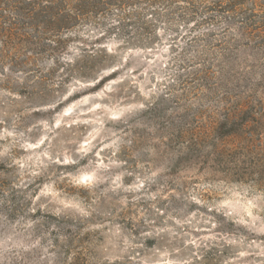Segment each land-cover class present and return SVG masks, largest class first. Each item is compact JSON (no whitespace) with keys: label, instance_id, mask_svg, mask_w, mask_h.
Wrapping results in <instances>:
<instances>
[{"label":"rangeland","instance_id":"obj_1","mask_svg":"<svg viewBox=\"0 0 264 264\" xmlns=\"http://www.w3.org/2000/svg\"><path fill=\"white\" fill-rule=\"evenodd\" d=\"M16 1L0 0V233L6 224H16L18 242L37 245L29 259L39 264H62L64 255H72L73 245L82 252L91 251L109 239L123 249V257L131 264L264 261V256L259 255L264 252V208L260 207L264 189L256 183L258 177L264 180V104L254 95L239 99L252 80L248 74L236 75L232 71L251 56L264 72V0H227L223 4L221 0L209 4L195 0V9L177 1L169 7L145 10L139 23L135 22V15L130 16L122 22L126 24L124 28L116 21L121 12L111 8L104 14L93 12L86 19L67 25L57 37L60 45L53 42L56 37L40 23L23 24L19 11L11 10L10 4L19 7ZM205 5L214 7L206 12L202 8ZM136 9L140 11L139 7ZM226 12L232 14L231 22L238 25V39L218 36L214 30L216 14ZM208 30L214 43L221 46L225 80L231 82V87L221 82L226 93L223 99H228L229 92L238 99L230 106L217 102L216 116L205 129L201 108L183 105L171 97L180 111L164 121L172 133L169 166L164 174L145 178L138 167L144 161L137 160L123 143L127 138L124 133L143 139L138 119L140 101L135 95H155L157 100L164 96L167 89L156 95L159 85L164 83L159 74L163 70L184 87H194L187 77L179 80L183 75L179 70L200 62L209 44ZM113 53L119 54V62L114 59L110 64L112 70L105 69L96 80L85 78L77 83L76 78L61 75L60 67L65 62L84 61L86 57L81 68L87 73L96 64L106 63L107 55ZM196 79L203 84L200 77ZM261 84L264 80L256 87ZM113 95L119 103H102ZM126 97L128 102L124 103ZM215 99V95L208 97L209 101ZM62 127L77 133L82 157L96 153L95 159L103 161L100 169H117L111 181L121 203L115 207L109 204L105 211L79 221L73 217L57 221L54 232L75 231V235L66 242L65 249L57 248L56 255L48 256L44 253L47 239L55 233L37 241L33 221L43 225L54 218L45 220L24 213L29 191L43 180L45 173L51 175L50 152L46 147L50 140L55 141L54 133ZM189 138L192 151L197 154L212 144L214 158H199L195 165L191 159L182 160L186 146L177 150V144L185 145ZM106 153L112 157L110 165ZM242 174L253 176L251 180L234 178ZM96 178L95 172L73 177L80 182ZM46 190L53 197L58 192L54 185ZM156 209L160 211L157 213ZM146 220L151 227L145 224ZM28 225L32 227L29 229ZM141 228L149 235H142ZM53 242L59 243L58 235ZM40 255H44V261H39ZM71 264L80 262L74 259ZM112 264L125 262L114 260Z\"/></svg>","mask_w":264,"mask_h":264},{"label":"clouds","instance_id":"obj_2","mask_svg":"<svg viewBox=\"0 0 264 264\" xmlns=\"http://www.w3.org/2000/svg\"><path fill=\"white\" fill-rule=\"evenodd\" d=\"M226 2L227 0H221L222 4ZM204 3H214V0H204ZM240 7H243V5ZM231 16L232 14L227 12L224 15L216 14L214 30L218 36L228 35L238 39L240 37L238 25L231 22ZM208 31L209 44L204 55L200 58V62L193 63L191 67L185 65V67L179 70L183 74L179 77V80L183 81L184 77H187L193 81L194 87H184L183 83H178L177 80L172 79L168 75L167 70H163L159 74L164 79V83L159 85L156 95H159L161 89H167L164 96L157 100L155 95L148 97H141L139 94L135 95V99L140 101L138 107L141 111L138 119L141 120L140 126L143 131V139L137 140L134 137H129L128 133H124V136L127 138L123 143L127 146L130 154L136 156L137 160L144 161L143 164H138V167L142 169L140 175L145 178L156 176L158 173L162 175L167 171L169 166L171 158L169 149L172 147L170 137L172 133L169 126H165L164 121L171 118L175 112L180 111L176 102L170 99L171 97H175L183 105L201 108L203 110L201 124L205 129L210 126V123L216 116L215 107L217 102L221 106L225 104L230 106L238 99V97L233 96L230 92L227 93L228 99H223L226 93L221 87V82L228 83L229 87H231V82L225 80V62L221 46L214 43L211 37V30ZM118 56L119 54L117 53L107 55L106 63L100 62L96 64L87 73H84L81 68L86 57L84 61H77L75 63L65 62L60 67V72L62 76L76 78L75 82L77 83L79 79L85 78L96 80L98 75L103 76L105 69L112 70L110 64L114 59L116 62H119ZM232 71L236 75L240 73L248 74L252 80V85L244 90L243 95L239 99L243 101L254 95L256 100L264 104V84L256 87L258 82L264 80V72L257 67L255 58L251 56L247 57L237 64ZM196 77H200L203 84L198 82ZM124 83L128 84V81ZM169 85H172V88H169ZM120 87H123V85ZM89 91H95V89H89ZM214 95L216 96L215 101H209L208 97ZM256 100H253V104H256ZM114 102H120L116 95L102 101V103L109 104ZM123 102L127 103L128 98L126 97ZM261 111H264V108ZM255 115L259 117L260 112L255 113ZM50 127H52L51 123ZM28 131H31V129H28ZM54 135L56 137L55 141L52 142L50 140L49 146L46 147V150L50 152L48 163L51 166V175L45 173L43 180L36 182L29 191L25 204L26 212L24 213L25 216L34 214L36 217H43L45 220L54 218L51 222L44 223L43 225L39 221H33L36 228L37 241L40 237H46L48 233H55L52 238L47 239V247L44 249V253L48 256L56 255L54 250L57 248L61 250L65 249L67 247L66 242L72 240L75 235V231L71 233L61 230L54 232V229L57 228V221H64L68 217H73L79 221L84 217L92 216L94 213L105 211V207L109 204L115 207L118 203H121V201L116 199V189L111 181L112 173L117 171V169L108 171L107 166L104 169H100L99 165L103 161L95 159L96 153H88L82 157L83 150L79 148V139L73 129L62 127ZM177 139L179 140V137ZM261 142H264V134H262ZM191 145L190 138L188 141H185V145L177 144V150L180 147L186 146L185 155L181 157L182 160L191 159V162L195 165L198 163L199 158H214L215 153L213 152L212 144H208L198 154L192 151ZM112 155L114 156L115 153ZM105 159L108 160L109 165L113 162L112 157L108 156L107 153L105 154ZM144 164H147L148 167L145 168ZM93 172L97 176L93 181L85 180L84 182H80L73 179V177ZM252 176L242 174L235 175L234 178L251 180ZM21 183H23V180H21ZM256 183L264 189V180L258 177ZM50 185H54L55 189L58 190L55 197L46 190ZM15 187L18 188L19 185H15ZM65 201H71V203ZM260 207L264 208V202L260 203ZM81 208H86L87 211H82ZM159 211L160 209H156L157 213ZM19 223L20 221H17V224ZM49 224H51V227H49ZM145 224L151 227L150 221L146 220ZM31 227L32 225H28L29 229ZM77 227H79L78 224ZM141 232L144 236L149 235V233L143 232L142 228ZM57 235L59 236L58 244L53 242ZM19 239L17 225L6 224L4 232L0 233V264H39V262L29 259L34 250L38 249L37 245L31 241H26L25 246V244L18 242ZM49 249L53 251H49ZM73 249L72 255L63 256L62 264H71L74 259L78 260L80 264H112L114 260H124L125 264H131V261L125 260L123 257V249H119L116 244L112 243L111 239H109L108 243L97 244L91 251L85 249L82 252L79 248H75L74 245ZM259 255L264 256V252L259 253ZM136 258H138V254ZM44 260V255H40L39 261ZM47 264H50V261H47ZM260 264H264V261H261Z\"/></svg>","mask_w":264,"mask_h":264},{"label":"trees","instance_id":"obj_3","mask_svg":"<svg viewBox=\"0 0 264 264\" xmlns=\"http://www.w3.org/2000/svg\"><path fill=\"white\" fill-rule=\"evenodd\" d=\"M73 1H75L74 4L72 3ZM177 1H184L191 6L190 9H195V0H28L26 2L17 0L16 3L20 4L19 7L16 6L14 8L11 4L10 6L14 13L17 10L19 11V18L21 21L23 20V24L27 26L33 25L34 22L40 23L44 30L52 32L56 37L53 42L60 45L61 40L57 37L61 31L67 28L66 26L69 24L86 19L93 12L104 14L114 8L122 14H115L119 18L116 20L119 24L125 19H129L132 15H135V22L139 23L143 20L145 10L157 6L160 8L169 7ZM137 7H139L140 11L136 9ZM213 7L212 5H205L202 8L208 12ZM130 8H133V10H127L128 12H126V9ZM220 8L223 7L220 6ZM11 23L14 24V22ZM121 25L124 28L126 24L122 23ZM9 30L11 31L12 27ZM210 259L212 258L210 257Z\"/></svg>","mask_w":264,"mask_h":264},{"label":"snow or ice","instance_id":"obj_4","mask_svg":"<svg viewBox=\"0 0 264 264\" xmlns=\"http://www.w3.org/2000/svg\"><path fill=\"white\" fill-rule=\"evenodd\" d=\"M85 179H87V177H85Z\"/></svg>","mask_w":264,"mask_h":264}]
</instances>
